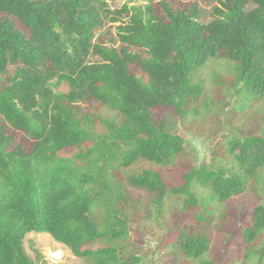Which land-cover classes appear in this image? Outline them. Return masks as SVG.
Instances as JSON below:
<instances>
[{
    "label": "trees",
    "instance_id": "obj_1",
    "mask_svg": "<svg viewBox=\"0 0 264 264\" xmlns=\"http://www.w3.org/2000/svg\"><path fill=\"white\" fill-rule=\"evenodd\" d=\"M131 1L0 0V77L8 80L0 89V264H39L25 250L32 233L49 235L89 264H141L125 254L139 209L130 189L151 195L162 215L171 195L197 206L195 186L208 201L224 203L264 177L261 137L231 142L237 171L193 168L175 189L154 170L119 177L140 162L167 166L185 151L182 136L154 114L171 108L188 116V105L203 94L193 79L210 60L226 58L238 92L264 99V0H219L208 24L195 6L161 2V15L152 3L138 9ZM119 2L125 4L114 9ZM106 25L118 48L96 40ZM94 104L121 121L96 115ZM10 130L28 138L29 150ZM263 235L259 206L243 231L259 264L264 247L254 246ZM171 247L215 264L204 259L206 235L182 230Z\"/></svg>",
    "mask_w": 264,
    "mask_h": 264
},
{
    "label": "rangeland",
    "instance_id": "obj_2",
    "mask_svg": "<svg viewBox=\"0 0 264 264\" xmlns=\"http://www.w3.org/2000/svg\"><path fill=\"white\" fill-rule=\"evenodd\" d=\"M161 2L186 11L198 7L201 11L200 21L204 24L212 21L213 8L219 5V0H132L129 6L144 9L152 3L156 13H160ZM124 4L114 3L112 7L121 9ZM4 17L0 11V21ZM113 28L106 25L97 34L96 40L118 48L120 45L113 43ZM91 61H98V58L93 57ZM234 68L226 58L218 56L196 74L193 81L202 85L203 94L198 101L188 105V116L179 117L171 108L155 111L154 119L157 122L165 121L171 135H180L184 139L185 151L181 155L167 166L140 162L130 169L119 171V177L154 170L161 174L169 189H175L185 185V176L193 168L205 166L237 171L238 165L230 144L248 137L264 138V99H250L238 92L232 77ZM133 71L137 73L140 69L134 67ZM6 85L7 78L0 77V89ZM90 109L98 116L118 123L121 121L118 115L97 104ZM9 133L15 137L16 143L29 150L31 143L23 133L15 130ZM194 191L200 200L197 206H186L185 197L171 195L162 215H158L151 195L130 189V195L138 203L139 209L130 224L126 257H140L141 264H199L176 254L171 247L180 231L187 230L206 235L211 240L210 252L204 257L207 261L215 264H259L257 255L248 253L243 231L252 227L256 208L264 206V177H261L260 184H251L244 194L224 203L208 201L209 193L198 186ZM200 216H205L206 221L201 222L198 219ZM254 247L256 250L264 247V235ZM25 250L39 264H89L46 234H29L25 239Z\"/></svg>",
    "mask_w": 264,
    "mask_h": 264
}]
</instances>
